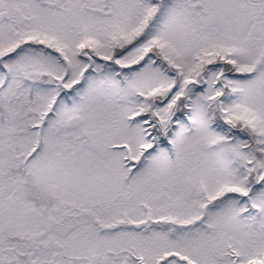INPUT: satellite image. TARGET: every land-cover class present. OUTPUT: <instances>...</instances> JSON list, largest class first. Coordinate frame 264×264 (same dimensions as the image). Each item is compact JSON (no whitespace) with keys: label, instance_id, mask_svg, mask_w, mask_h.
Returning a JSON list of instances; mask_svg holds the SVG:
<instances>
[{"label":"snow or ice","instance_id":"snow-or-ice-1","mask_svg":"<svg viewBox=\"0 0 264 264\" xmlns=\"http://www.w3.org/2000/svg\"><path fill=\"white\" fill-rule=\"evenodd\" d=\"M0 264H264V0H0Z\"/></svg>","mask_w":264,"mask_h":264}]
</instances>
